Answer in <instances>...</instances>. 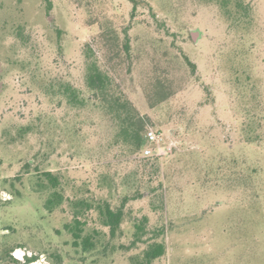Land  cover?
Segmentation results:
<instances>
[{
	"label": "rangeland",
	"instance_id": "374dc122",
	"mask_svg": "<svg viewBox=\"0 0 264 264\" xmlns=\"http://www.w3.org/2000/svg\"><path fill=\"white\" fill-rule=\"evenodd\" d=\"M88 47L170 154L91 96ZM44 171L123 205L117 235L90 211L95 247H75ZM153 240L154 264H264V0H0V262L133 264Z\"/></svg>",
	"mask_w": 264,
	"mask_h": 264
},
{
	"label": "trees",
	"instance_id": "16d2710c",
	"mask_svg": "<svg viewBox=\"0 0 264 264\" xmlns=\"http://www.w3.org/2000/svg\"><path fill=\"white\" fill-rule=\"evenodd\" d=\"M126 47L128 48V44H126ZM86 58V84L91 96L95 97V99H100L107 108L116 113V116L128 128V133L135 141L136 148L142 150L146 135L145 120L129 99H123L113 91V78L109 72L101 67L99 57L91 47L86 49ZM64 91L68 94L70 103L80 104L86 100L80 97L79 91L69 84L65 86ZM42 175L52 189L51 195L46 200V207L51 212L61 206L65 199L70 202L73 219L70 222H66L64 227L72 234L73 245L75 247L81 246L84 251L95 247L94 236L90 233H85L90 211L97 213V218L104 226L109 228L112 237L116 236L121 230L125 216L123 205L113 207L109 200L94 197L91 199L79 197L65 198L59 176L53 171H44ZM147 222V216H144L139 222H135L136 240H139L146 232ZM136 240H134V243ZM166 249L164 240H153L147 244L145 249H143L142 255L138 256L137 261L133 264H154L155 260L165 255ZM35 259L36 257L33 256L26 257L25 261H21L10 256L8 260L0 262V264H32L31 262Z\"/></svg>",
	"mask_w": 264,
	"mask_h": 264
},
{
	"label": "built area",
	"instance_id": "2783aa9c",
	"mask_svg": "<svg viewBox=\"0 0 264 264\" xmlns=\"http://www.w3.org/2000/svg\"><path fill=\"white\" fill-rule=\"evenodd\" d=\"M145 137L151 143L150 146H146L143 150L145 156L153 155L156 157H163L173 151V145H166L165 136L161 131L156 130L153 127H149L146 131ZM30 256L32 257V255ZM25 260V258L21 257V261ZM44 262L45 257L41 256V258H36L31 263L44 264Z\"/></svg>",
	"mask_w": 264,
	"mask_h": 264
}]
</instances>
